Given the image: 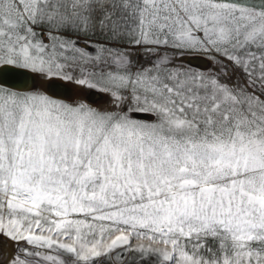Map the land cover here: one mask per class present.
I'll return each mask as SVG.
<instances>
[{
    "label": "snow or ice",
    "instance_id": "snow-or-ice-1",
    "mask_svg": "<svg viewBox=\"0 0 264 264\" xmlns=\"http://www.w3.org/2000/svg\"><path fill=\"white\" fill-rule=\"evenodd\" d=\"M0 264H264V0H0Z\"/></svg>",
    "mask_w": 264,
    "mask_h": 264
}]
</instances>
